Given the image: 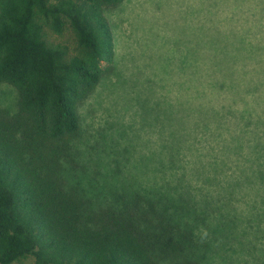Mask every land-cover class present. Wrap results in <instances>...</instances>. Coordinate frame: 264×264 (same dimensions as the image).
I'll list each match as a JSON object with an SVG mask.
<instances>
[{
    "label": "trees",
    "instance_id": "1",
    "mask_svg": "<svg viewBox=\"0 0 264 264\" xmlns=\"http://www.w3.org/2000/svg\"><path fill=\"white\" fill-rule=\"evenodd\" d=\"M123 1L0 0V82L20 90L25 114L12 124L0 110V264L29 257L36 264H162L171 251L184 249L186 230L162 194L151 196L146 208L139 200L120 209L95 206L67 193L56 177L60 157L69 151L72 158L79 104L115 54L103 7ZM215 3L212 65L198 79L197 121L184 126L187 140L183 135L170 147L186 150L183 173L166 184L191 186L189 171L228 199L245 192L249 209L264 220V0ZM69 28L76 53L47 39V30L61 35ZM165 160L167 167L176 164L173 153Z\"/></svg>",
    "mask_w": 264,
    "mask_h": 264
},
{
    "label": "rangeland",
    "instance_id": "2",
    "mask_svg": "<svg viewBox=\"0 0 264 264\" xmlns=\"http://www.w3.org/2000/svg\"><path fill=\"white\" fill-rule=\"evenodd\" d=\"M215 2L125 0L103 7L115 54L103 64L94 91L79 104L81 129L71 142L72 158L68 151L56 165L64 190L80 193L91 205L119 207L139 200L146 208L151 196L162 194L167 210L186 230L184 249L171 251L162 264L185 258L192 264H264V220L249 209L245 192L237 190L236 198L228 199L220 188L201 183L189 171L186 181L191 186L166 184L173 173H183L186 150L170 147L183 135L189 138L184 126L197 121L198 79L212 65ZM47 39L77 52L70 28L61 35L47 30ZM21 102L16 86L0 82L5 120L21 122L25 116ZM23 135L22 129L17 139ZM170 153L176 164L167 167L165 157ZM155 201L157 211L165 212V205ZM205 208L208 213L203 215ZM219 226H226L227 232L222 228L224 232H218ZM13 264L36 261L29 257Z\"/></svg>",
    "mask_w": 264,
    "mask_h": 264
}]
</instances>
